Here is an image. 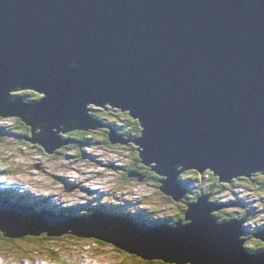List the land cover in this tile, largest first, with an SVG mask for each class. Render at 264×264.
Returning a JSON list of instances; mask_svg holds the SVG:
<instances>
[{"label":"water","instance_id":"95a60500","mask_svg":"<svg viewBox=\"0 0 264 264\" xmlns=\"http://www.w3.org/2000/svg\"><path fill=\"white\" fill-rule=\"evenodd\" d=\"M24 87L45 97L9 96ZM105 102L140 120L141 159L175 199L187 194L179 177L190 169L211 168L224 181L264 171V0H0V115L22 117L32 126L24 138L52 152L69 142L59 130L97 127L86 106ZM211 196L190 203L191 222L176 225L4 199L0 229L94 236L147 260L264 264V250L242 248L245 219L213 215L235 203ZM256 237L264 241V230Z\"/></svg>","mask_w":264,"mask_h":264},{"label":"rangeland","instance_id":"374dc122","mask_svg":"<svg viewBox=\"0 0 264 264\" xmlns=\"http://www.w3.org/2000/svg\"><path fill=\"white\" fill-rule=\"evenodd\" d=\"M45 94L27 87L9 92L13 100L29 104L38 103ZM86 110L97 120L98 126L59 130V138L69 142L52 152H47L39 142L24 138L32 136V126L23 118L20 123L17 115H0V196L40 211L67 212L66 215L80 217L90 216L87 214L91 210H100L135 221H141L142 216L154 222L153 219L156 218L169 217L172 220L184 215L186 203L189 205L196 201L203 193L214 192L209 189L212 181L206 173L214 171L211 168L203 170L204 182L188 173L184 180L190 183L191 192L178 199L162 190L160 179L165 178L164 175L157 176L154 171H150V176L139 177L142 168L137 170L135 162L138 147L141 148L136 140L143 135L144 129L140 120L134 117L139 120V128L136 122L128 119L126 113L132 114L130 111L109 102L102 106L89 103ZM26 128L30 129V133L24 136ZM108 128L109 131H106ZM56 130L54 127L53 131ZM113 130L118 135L115 138L118 142L106 140L107 134ZM78 135L82 138L79 139ZM121 140L129 143H121ZM151 164L156 165L155 162ZM214 175L219 178V182H232ZM245 183L249 182L235 183L231 189L226 188L227 186L217 187V190L222 191L214 192L209 203H235L213 210V215L221 222L228 220V213L237 214L229 220L245 219L242 227L246 243L242 248L245 247L247 253H252L262 250L257 240L261 238L256 237V234L264 230V186L251 188ZM186 188L189 189L187 186ZM200 192L201 195H197ZM196 196L198 197L192 200ZM224 209L226 217L222 219L219 211ZM3 233L0 229V264H160L159 261H162L146 260L94 236L65 233L43 239L42 236L46 235L44 233L26 234L22 237L6 236ZM165 263L178 264L170 261Z\"/></svg>","mask_w":264,"mask_h":264},{"label":"trees","instance_id":"16d2710c","mask_svg":"<svg viewBox=\"0 0 264 264\" xmlns=\"http://www.w3.org/2000/svg\"><path fill=\"white\" fill-rule=\"evenodd\" d=\"M41 98H42V96H41ZM40 98V99H41ZM126 115H127V117H128V119L129 120H131V121H134V122H136V124H137V126L140 128V124H139V120L138 119H136V118H134L133 116H131L130 114H127L126 113ZM17 120L20 122V123H22V120L20 119V118H17ZM30 128H31V126H30ZM110 128V127H109ZM109 128L108 129H106V131H109ZM32 129V128H31ZM137 129V132H138V128H136ZM30 133V129L29 128H26V130H25V132H24V136H27L28 134ZM124 135H127L126 133H124ZM79 136V139L80 138H82L80 135H78ZM109 139V141H110V138H109V135L107 134V139L106 140H108ZM137 158L138 159H140L141 160V163H142V171H141V173L143 174V175H148L149 173H150V171H154V170H152V165H147L146 163H144L143 161H142V159H141V156H140V154H139V151H138V154H137ZM139 168H141V167H139ZM139 168H137V170L139 169ZM131 170H132V168H131ZM155 173H156V175L158 176V175H160V174H158L156 171H154ZM188 173H192V174H194L195 175V177L196 178H198V179H200L201 180V182H204L205 181V178H204V175H202V173L199 171V170H197V169H192V170H188V171H186V172H183L182 174H181V176H180V180H179V182H181V184H183V185H185V187L187 186L188 188H189V192H191V190H190V183L189 182H187V181H185L184 180V177L188 174ZM207 174H209L210 175V180L212 181V182H214V183H212L211 182V184L209 185V189L210 190H214V192H220V191H222V190H217V189H219V188H217V187H223V186H227L226 188H232L231 186L233 185V184H238V183H241V184H244V181H247V182H249V183H245V185H247V186H250L251 188H254V186H256V187H260V188H263V186H264V172H257V173H252V175L251 176H245V175H239V176H236V177H234L233 178V180H232V182H226V183H224V182H219L218 181V179L216 178L217 176H215L214 174H215V172L214 171H212V170H209L208 172H206ZM142 174H140L139 176L141 177V176H143ZM204 174V173H203ZM200 175H202V176H200ZM148 176H150V175H148ZM159 178V177H158ZM162 178V177H161ZM160 179V178H159ZM241 180H243V181H241ZM219 183H222L220 186H218L219 185ZM255 187V188H256ZM215 189L217 190V191H215ZM207 193V192H206ZM197 195H201V192L200 193H198ZM3 196V195H2ZM2 196H0V197H2ZM189 197H191V195H188ZM4 197H6V196H4ZM198 196H196V197H194L192 200H194V199H196ZM235 199V198H234ZM236 201V200H235ZM234 202V201H233ZM186 209H188V204L186 203V208L184 209V215H180V216H177V217H174V220L173 221H176V222H184L185 221V218H186V213H185V210ZM67 213V212H66ZM219 213H220V215H219V217H221L222 219H224V217H226V210L224 209V210H222V211H219ZM252 213V212H251ZM229 215L227 216V219H229V218H231L232 216H236L237 214L236 213H228ZM251 215V214H250ZM140 218H142V220H145L146 221V219H145V217H142V216H140ZM159 220H166V221H164V222H168V221H172L169 217H166L165 219H159ZM158 223V221H155V222H153V224H157ZM43 237V239H50V237H48L47 235H43L42 236ZM257 240H259V244H260V248L263 250L264 249V241L263 240H261V239H257ZM247 246H249V245H247ZM250 248H252V249H257V247H254V246H249ZM147 260V259H146ZM149 263H154V261H148ZM159 263L160 264H166L164 261H159Z\"/></svg>","mask_w":264,"mask_h":264},{"label":"clouds","instance_id":"9594fccd","mask_svg":"<svg viewBox=\"0 0 264 264\" xmlns=\"http://www.w3.org/2000/svg\"><path fill=\"white\" fill-rule=\"evenodd\" d=\"M202 174H203V172H201ZM233 180V179H232ZM231 180V181H232ZM231 189V188H230ZM188 192H189V189H188ZM203 194H205V193H203ZM202 194V195H203ZM0 199L1 200H4V198H3V196L2 197H0ZM7 199V198H6ZM220 210V209H219ZM64 212V211H63ZM106 213H109V214H111L110 212H107V211H105ZM65 214V213H64ZM161 219V218H160ZM174 219H172V221L170 222V221H168V223H172V224H174V225H176V224H178V223H180V222H176V221H173ZM188 221H190V220H188V219H186L185 218V222H181V223H183V224H186ZM160 222H164L163 220H160ZM49 237V236H48ZM250 238V237H249ZM262 240V239H261ZM163 261V260H162Z\"/></svg>","mask_w":264,"mask_h":264},{"label":"flooded vegetation","instance_id":"af4514ba","mask_svg":"<svg viewBox=\"0 0 264 264\" xmlns=\"http://www.w3.org/2000/svg\"><path fill=\"white\" fill-rule=\"evenodd\" d=\"M135 165H137V167H141L142 168V163H141V160L136 158V162H135ZM142 174V173H141ZM143 175V174H142ZM146 176V175H145ZM94 210H91L88 214H90L91 212H93Z\"/></svg>","mask_w":264,"mask_h":264},{"label":"bare ground","instance_id":"6f19581e","mask_svg":"<svg viewBox=\"0 0 264 264\" xmlns=\"http://www.w3.org/2000/svg\"><path fill=\"white\" fill-rule=\"evenodd\" d=\"M25 90V89H24ZM91 116V115H90ZM17 118H20L21 120H22V117H20V116H18ZM23 121V120H22ZM97 121V120H96ZM126 148V147H125ZM153 170V169H152ZM260 172H264V171H260ZM255 173H257V172H255ZM54 180V179H53ZM155 186V185H154ZM183 186V185H182ZM184 187H185V185H184ZM100 188V187H99ZM186 188V187H185ZM207 194H209L208 192L207 193H205V195H207ZM211 195L213 194L214 195V192L213 193H210ZM212 195V196H213ZM1 200V199H0ZM220 204V203H219ZM149 208V207H148ZM65 213V215L67 214L66 212H64ZM94 214V213H93ZM92 215V214H91ZM166 223V222H165Z\"/></svg>","mask_w":264,"mask_h":264}]
</instances>
